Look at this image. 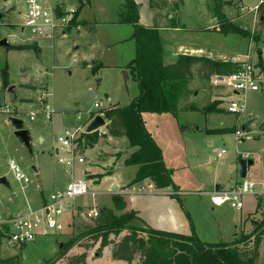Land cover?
Instances as JSON below:
<instances>
[{
	"label": "rangeland",
	"instance_id": "1",
	"mask_svg": "<svg viewBox=\"0 0 264 264\" xmlns=\"http://www.w3.org/2000/svg\"><path fill=\"white\" fill-rule=\"evenodd\" d=\"M63 2L65 3V1L61 0L52 1L54 4ZM197 6L200 7V11L197 10ZM219 6L227 18V23H223L221 26L225 27L230 22L233 23L229 18L232 15L240 16L236 18L235 24L247 30H252L251 32L248 31L251 33L249 38L239 33L223 34L205 29L199 33L189 32L185 34V32H180L174 38V41L178 43V41L186 40L188 43L196 45L197 47H204L208 53L211 51L212 56L217 58L224 56L227 59L235 57L244 60L251 54L253 62L258 64L259 61H262L264 64V25H260L264 20L261 17L264 15L258 9L260 7L264 11V0H187L182 11L185 18L184 22L188 27H196L201 24L203 26H212L217 20L220 24V19L216 14ZM26 10L27 5L25 0H0V40L7 39L8 44L11 46L25 44L15 45L23 46L24 49L5 48L0 45L1 89L8 91L12 83L16 85L17 88L15 90L18 91V98H14V94L12 96L7 95V98L9 99V103L11 102V106L23 109V113L17 116L23 120L25 128L30 130L32 136V153H30L24 144L15 136L13 126L5 123L4 117L7 116H0V175H5L10 184L8 187L0 183V211L15 215L29 212L28 206L30 199L39 192L34 167H41L44 171L46 170L49 175L47 179H50V181H54V177L64 171L65 166L59 163L58 156L54 154L55 148L59 146L57 138L65 127L74 130L81 125L82 121H76L79 112L93 108V103L96 101H101L104 104L118 101L120 105L125 106L141 94L137 80L130 74L128 75L124 71L122 72L119 68H101L100 65L96 67L97 71H93L91 67L85 66L84 61L92 58L98 59L96 60L97 64H99L100 59L104 62H113L115 64L120 62L126 56L121 55L124 52L122 46L111 45L110 49L104 51L95 45L88 44L86 47H81V49H75L73 40L78 37L68 33L67 35L70 38L65 40L64 44H56L52 49L47 47V49H43L42 56L38 57L37 41L27 31L22 32V24ZM226 10L228 13L230 12L229 15L225 13ZM117 26H103L102 30H98L97 34L104 41L110 42L111 39L108 36L112 34L111 31H114ZM262 26L261 38L256 39L253 36V32L255 29H261ZM26 44L33 45L32 49L27 48L29 45ZM123 46L127 48L129 45L125 43ZM260 48L263 52L261 59L258 57ZM91 55L93 57H90ZM237 62L233 61L231 63L236 65ZM90 64L94 66L92 62ZM7 66L11 82L8 80L5 83L2 77V70ZM24 68L28 69V74H24ZM262 72L264 77V67L262 68ZM31 76L47 80L49 86L41 87L45 83L32 81L35 85V87H30L32 90L21 88L19 84L26 83ZM195 85L193 90L200 91V96L197 99L200 106L204 105L203 100H205V105L212 108L205 110L208 115H210L211 110L219 108L223 103V101L217 98H211L213 94L225 96V106H228L232 100L245 101L246 112L240 113L244 114V120H247V118L253 120V131L255 135L259 136L253 140L246 139L238 141L236 134L222 136L207 134L205 131L202 132L199 130V127L204 128L206 126L205 118L202 117L200 119L197 113L190 110L184 112L179 111L176 117L170 115L167 117L168 119L162 122L156 121L155 119L148 121L149 129L153 131L154 135L163 144L165 158H168L170 169L177 170L175 179L187 190L193 187L195 188L198 185H201L200 189L202 190L211 189L212 187L209 184H212L217 179L215 175L217 171H220V178L217 184H222L226 181L223 180L226 173L231 172L235 166L238 169L239 159L244 158L252 160L253 162L255 161L251 172L244 179L255 183L258 193V190L262 189L261 183L264 184L262 182L264 181V134L261 131V127H264V83L262 84L263 89L245 94L242 93L238 96H235L225 84L216 85L213 79L203 83H196ZM40 88L48 89L51 92L48 97V102L54 110H66L67 115L63 119V124L56 125L51 120H47L42 113L38 114L35 120L30 121L29 114L31 111H35L38 106L37 98L41 95ZM91 92L96 95L95 98H89ZM192 96L188 98L189 101L193 99ZM22 97L34 99L22 100L28 102L26 104L21 102L20 99ZM31 101L32 103L30 104ZM182 104L184 105L185 102ZM226 111L225 109H221L217 114L221 112L227 113ZM213 112H216V110ZM247 112L250 114H247ZM15 113L16 111L14 109V112L10 113L9 116ZM197 120L198 124H196ZM217 124H219V121H217ZM209 126H216L215 122H210ZM208 141H212L211 145L208 144ZM95 143L87 140L84 149L80 153L86 156L87 160H94V163L92 162L93 165L101 166L102 163L100 162L108 161V158L117 156L105 152L96 154V150L94 149ZM7 145L8 148H6ZM17 145L19 151L16 150ZM133 147H137V150L139 149V145ZM222 149H225L227 153L222 159H218V153ZM18 152L25 157L24 160L19 159ZM10 154L16 157L22 171L31 179L24 186L17 181L15 175H13L9 168L8 156ZM134 155H132V161L135 160ZM179 161L182 163H179ZM184 166L186 168L183 169ZM108 168L109 166L104 170ZM186 170H190V175ZM119 171L126 183H130L133 178L135 179L136 172L134 167L120 168ZM85 173L89 177L88 179L95 177V175H90L87 169H85ZM99 177L101 176L99 175ZM241 180L243 179L240 178L239 182ZM43 181L44 191L50 195L53 187L52 185H48L49 181L46 182L45 178ZM192 185L195 186L192 187ZM104 188L103 186L100 189L91 187V192H96L97 198H92L91 196L89 198L86 196L76 201L77 208L72 211L68 219L72 225L71 228L65 229L62 232L53 233L52 236L45 238L44 241H40L39 244L34 245L29 243L31 245H18L17 249H15L7 243L6 239L0 238V260L15 258L20 261V264H45L68 244L72 235L79 233L86 224H92L88 217L90 216L88 207L91 204L94 203L102 208L103 205H108L111 202L112 198L108 199V195L103 194L104 196H100L102 191H106ZM196 189H199V187ZM12 194H15L16 198H12ZM208 199V195L205 196L204 193L200 195L189 194L185 196L184 203L187 209L191 211L190 207L192 208V205H196V208L202 205L206 206V204L209 205ZM246 199L248 208L253 207L256 210L257 204L259 205V210L263 213L258 212L253 217V220H261L264 216V194L258 196L247 194L244 196L243 201H246ZM100 207L99 210H101ZM124 212L125 210H120L117 211V214L120 215ZM204 219L206 221L214 220L216 217L211 212H208L205 214ZM198 225L201 227L200 224ZM61 244H63V247L60 249ZM77 251H81V249L75 247L70 253L73 254ZM91 251H96V248ZM15 252L17 255H15ZM91 256L93 257L92 253ZM257 260L259 263L264 264V241L259 249ZM90 262L114 264L113 258L110 256L109 248L106 249L103 257L97 259L90 258ZM61 264L65 263L61 261Z\"/></svg>",
	"mask_w": 264,
	"mask_h": 264
},
{
	"label": "crops",
	"instance_id": "2",
	"mask_svg": "<svg viewBox=\"0 0 264 264\" xmlns=\"http://www.w3.org/2000/svg\"><path fill=\"white\" fill-rule=\"evenodd\" d=\"M61 1H65V3L64 2L60 3L65 7L68 5L77 7L78 9L77 18H78V23L80 24L81 28L80 30L68 29L64 35H62L61 33H58V34H55V36H46V37H40L38 39H35L37 41L36 44H38V49H37L39 53L38 57L42 56L43 49H47V47L52 49L56 46V44L58 45L64 44L65 40L70 38L68 37L67 34L71 33L75 35V37H78L73 40V45L75 49H81V47H86V45L88 44L95 45L104 51H107L108 49H110L111 45L122 46V49H124L123 50L124 52L121 55H126V56L120 62L116 64L113 62L112 63L104 62L100 58H99L100 62L99 64H97L96 60L98 59L92 58L90 60L84 61L85 66L91 67L93 71H97L96 67L97 66L99 67L100 65H101V68H110V69L119 68L120 70H122V72L124 70L128 71L127 74L128 75L130 74L132 76L131 71L129 68H127V66L133 61V59L137 55V42L133 36L134 24L132 22L133 11L135 12L137 11V16H139V23L141 25H143L146 28H150V27L159 28L160 33L162 34L163 42H164L165 51H164L163 60H164L165 65L175 63L178 60L179 56L181 55H191V56H196V57L204 56V57L213 59L215 61L222 60L225 62H233V60L235 59L241 60L235 57L231 59H227L224 56H219L217 58L215 56H212L211 51L208 53L207 49H205L204 47L202 48L197 47L196 45L188 43V41L186 40L178 41V43L174 41V38L180 32L181 33L185 32V34L189 32L199 33L201 30L203 31L205 29L215 31L214 30L215 27L218 28L219 26V23L217 20L214 22V25L212 26H209V25L203 26V24H201L196 27H188L187 24L184 22L185 18L182 13L187 0H183L182 4H180L179 6L176 5L175 0H130L133 6H130L127 0H61ZM151 1H154L155 6L151 4ZM199 6H197L198 11H200ZM225 13H227L228 15L230 14V12L228 13L227 10ZM238 17L240 16L232 15V17H229L232 20L233 25L235 26H238L235 24V20ZM261 18L264 19L263 16ZM115 25H118V26L114 29V31H111L112 34L114 35L110 34V36H108V38L111 39L110 42L104 41L103 38H100V36L97 34L98 30H102L103 26H115ZM262 28L263 26L261 27L260 30H262ZM242 29L249 31V32L252 31V30H247L245 28H242ZM22 32H24L23 29H22ZM216 32L222 33L220 31L219 32L216 31ZM223 34H226V33H223ZM227 34H230V33H227ZM125 43L129 45L127 48L123 46ZM29 44H26V45H29ZM15 45H25V44H15ZM29 49H32V48H29ZM262 55H263V52L261 51V48H260V50L258 51V57L261 59ZM90 57H93V56L91 55ZM91 62L94 64V66H91L90 64ZM258 64L262 68L264 67V64L262 61H259ZM7 69H8V66H7ZM197 70H198V66H195L193 68L194 77L188 81V84H189L188 89L190 90V93L186 95L185 97L181 98L180 100L181 101L180 106H179V108L181 109L180 112L190 110L194 113H197L200 119L204 117L206 126H204V128L199 127V130H201L202 132L205 131L207 134H211V135L215 134V135H221V136L228 135V134H235L237 129L242 128L244 131L250 134L251 136V138H249L250 140L258 138L259 135H255L253 131V126H254L253 120L248 119V118L247 120H244V117H243L244 112L238 115H235V114H232L226 111L225 107L227 106H225V100H224L225 96H222V95L219 96L217 94H213L211 98L213 99L217 98L223 101V103L221 104L219 108H215L213 110V111L216 110V112L212 111L210 112V115H208L205 112L207 108V106L205 105V100H203L204 105L200 106V104L197 101V99L199 98L198 96H200V91L193 90V89L196 86L195 85L196 83L198 84V83L206 82L208 80L213 79L214 76L211 77L210 79L202 80L198 77ZM23 71H24V74L29 73L27 68H24ZM8 80L10 81V74H9ZM27 81L26 83L19 84V86L21 88L30 90L31 89L30 87H35L32 81H38L39 83H45V85L43 84L41 87L49 86V83L47 82V80L42 79V78H34L33 76H31L30 79ZM16 88H17L16 85L12 83V85L9 86L8 91H3L4 95L2 96L4 99H6L8 103H9V99L7 98L8 97L7 95L12 96L14 94V98L16 99L18 98L17 96L18 91L15 90ZM233 94L235 96L240 95L239 93L238 94L233 93ZM190 96L193 97V99L190 100L191 102L188 99ZM95 97H96L95 94H94V97L89 96V98H95ZM24 99L33 100L34 98L22 97L20 99L22 103L28 104V102L22 101ZM183 102H185L184 105L182 104ZM31 103L32 101L30 102V104ZM108 103L112 105V108L127 107L128 105H130L128 104V105L122 106L120 105L118 101L115 103H112V102H108ZM93 104H95V102ZM102 104L105 105L106 103L105 104L102 103ZM13 109H15L16 111V113L14 114V116L16 115V117H18L17 115L23 113V109L21 108L13 107ZM221 109L222 110L225 109L227 113H222L223 112L222 111L221 113L217 114V112H219V110ZM58 110L59 111H57V109L55 110L53 117L49 120H51V122H54L56 125L57 124L61 125L64 123L63 119L66 117L67 113H66V110H63V109H58ZM89 110L95 111V107ZM178 112L176 113H172V112H169V113L144 112L142 113V119L144 120L146 132L149 136H151L152 140L156 144L157 148L159 149V152L161 153V161L163 162L165 168L169 170L170 172V177L172 179V184L170 186L165 187L163 189L155 188L151 178H145V179L136 181V178L139 172L138 170L142 166H144V164L141 161L132 162V155L135 154L137 147H133L134 145L131 144L129 137L127 136L115 137L108 133V135H105L101 139H98V141L94 145V149L96 150V154H101V152H105L107 154H115L117 156H114V158L113 156L112 158L111 157L108 158V161L100 162L102 163L101 166L93 165L94 160L86 159V162L83 165L78 164L75 167L74 171H72V173H69L68 169L64 168V171L60 172L61 174L56 175L54 177V181L52 180L50 181V179H47L49 175L47 174L46 170L44 171L41 167L40 168L34 167V172L36 174V178L38 182L37 188L39 192L35 196H33V198L30 199L28 209L29 208L34 209L35 207H38L39 205H41V203L49 199L50 195L45 193L44 187H43L44 178L46 182L49 181L48 185H52L53 187L52 192L65 190L67 188V185L73 180L86 178L87 180H89L90 183L93 184V187L95 189H100L102 188V186L105 187L104 189L106 191H102V194L100 193L101 197L104 196L103 194L108 195L107 197L108 199L112 198L114 195H119V196L122 195L126 202L125 212L135 211L137 216L140 217L145 223H147L153 229L170 232V233L174 232V233L183 234L186 236L195 234L198 237V239H200L201 241L205 243L207 242L208 243L227 242V243H232V244L234 243L239 244L240 241H243L245 239V236L253 233V231L255 230L256 224H258V222L262 220V219L258 221L253 220V217L256 214H258V212H261V213L263 212L259 210L260 208L258 204H257L256 210H254L253 207L248 208L247 199L246 201H244L245 205L241 210L235 209L231 207L230 205H223L222 207H216L213 204H211V199H210L211 193L217 190V187L220 190L223 187L229 188V187H232V185L239 183L240 177L238 175L239 173H238V169L236 166L233 167V170H231V172H227L226 176L223 177V180H226L225 181L226 183L223 182L222 184H217L220 178V171H217V173L215 174L217 176V179H215L212 182V184H209L210 187H212L213 189L209 188V189L202 190L200 189L201 185H198L195 188L193 187L195 185H192L193 188L187 190L184 187H182L181 184L177 182V180L175 179V173L177 170L170 169L168 158L167 159L165 158L164 149L162 147L163 144L161 143V141H159L158 137L154 135L153 131L149 129L148 121L155 119L156 121L162 122L163 120L168 119L167 117H169L170 115L176 117ZM247 114H250V113L247 112ZM0 116H7V115L0 113ZM4 118H5L4 119L5 123L11 124V126H13L12 123H10L9 121L10 117L7 116ZM217 121H219V124H217ZM210 122H215L216 126H209ZM108 124H109V120H108ZM108 124H107V128H108ZM196 124H198V120ZM66 128L68 127H65L64 130ZM263 128L264 127H261V131L264 134ZM13 129L15 130L14 127ZM243 140H246V139H243ZM211 143L212 141H208L209 145H211ZM6 148H8V145ZM6 148H5V151H6ZM18 149L19 148L17 145L16 150L19 151ZM56 149L57 148H55V152H54L55 156L57 153ZM18 156L20 160H24L25 158L22 156L21 153H19ZM8 159H9V163L10 161H14L18 163L16 157H14L11 154L8 156ZM179 163H182V162L179 161ZM254 165H255V161L253 162V165L248 167L249 168L248 175L251 172V169ZM108 166L109 168L107 170H104ZM129 166L135 168V172H136L135 179L133 178L130 181V183H126V181L122 178V175L119 169L120 168L123 169ZM184 168L186 167L184 166L183 169ZM85 169L89 171L90 175H95V177L88 179L89 177H87V174L85 173ZM208 169L212 170L211 168H208ZM186 171L190 175V170H186ZM99 175L101 177H99ZM262 182L264 183V181ZM113 185L116 186V189H117L116 191H113L112 189ZM261 185H262V189L258 190V193L256 189V194H250V195L258 196V195L264 194V184L261 183ZM149 187L154 188V189H149ZM197 187H199V189H196ZM203 193L205 196L208 195L209 205L207 204L206 206L202 205L201 207H198V208H196V205H192V208L189 206L191 209V211H189L184 203L185 196L189 194L200 195ZM11 196L12 198H16L15 194H12ZM103 206L114 208L112 200L108 205H103ZM97 207H100V206H97ZM102 208L100 207V209ZM208 212H211L212 215H215L216 219L206 221L204 219V216ZM71 214L72 213H68L63 217V223L64 225H66L65 229H69L72 226L68 220ZM198 224H200L201 227H199ZM47 237H38L31 244H34V245L39 244L40 241H44V239ZM9 245L12 246L11 244ZM12 247L17 249L18 245L12 246ZM108 248L109 247L104 248L102 252L103 255L100 256L99 254L98 257L94 256L96 251H89L88 256H87L88 264H100V263H91L90 258L97 259V258L103 257L106 249ZM81 252L82 250L77 251L76 253H81ZM91 253L93 257L91 256ZM15 255H17L16 252H15ZM110 256H111V252H110ZM113 262L114 264H126V262L122 260L116 261L113 259ZM256 264H262V263H259L258 260L256 259Z\"/></svg>",
	"mask_w": 264,
	"mask_h": 264
},
{
	"label": "trees",
	"instance_id": "3",
	"mask_svg": "<svg viewBox=\"0 0 264 264\" xmlns=\"http://www.w3.org/2000/svg\"><path fill=\"white\" fill-rule=\"evenodd\" d=\"M127 1L133 6L130 0ZM175 2L179 6L183 0ZM151 4L155 6L154 1ZM258 9L264 15L263 9ZM216 12L220 24L218 28L215 27V31L250 36L251 33L231 22L222 27L223 23H227L226 15L220 6ZM132 16L137 55L127 68L137 80L141 94L127 107L107 110L105 116L109 120L110 135L127 136L132 145H139L132 162L141 161L144 166L138 170L136 181L151 178L155 188L163 189L172 184V179L169 170L161 161L159 149L146 132L142 113L180 111V99L190 93L187 82L194 77L195 66H198V77L203 80L230 74L238 65L191 55H181L175 63L165 65L164 42L159 28H146L141 25L137 11H133ZM260 25H264V20ZM261 33L262 30L255 29L253 36L259 39ZM32 47L33 45H29L27 48ZM12 48L24 49L23 46L15 45ZM2 77L6 83L9 78L7 67L2 70ZM208 109L212 108L207 107L206 110ZM86 136L92 142L98 141L91 134ZM112 203L114 208L103 206L96 218L88 216L92 224H86L79 233L72 235L68 244L45 264H61V261L65 264H88L89 251L96 248V252L101 254L106 247L110 248L111 258L125 261L126 264H256L257 253L264 239V217L256 224L253 233L245 236L239 244L205 243L195 234L186 236L153 229L135 211L118 215L117 211L126 208L122 195H114ZM75 247L82 252L71 254L70 251ZM18 263L20 264L19 260L10 258L1 260L0 264Z\"/></svg>",
	"mask_w": 264,
	"mask_h": 264
},
{
	"label": "built area",
	"instance_id": "4",
	"mask_svg": "<svg viewBox=\"0 0 264 264\" xmlns=\"http://www.w3.org/2000/svg\"><path fill=\"white\" fill-rule=\"evenodd\" d=\"M54 0H25L27 5L26 13L24 14V22L22 29L27 31L38 39L40 37L55 36L61 33L62 35L68 29L80 30L81 26L78 23L77 12L75 6H63L60 3H52ZM237 62V69L227 75L214 76L213 80L216 85L225 84L232 93H247L259 91L264 83L262 68L256 62L252 61L251 54L244 60H233ZM2 81L0 78V113L7 114L14 112L13 106L3 98L1 89ZM51 92L48 89H42L41 95L37 99V108L31 111L29 119L35 120L38 114H43L49 120L53 117L55 110L47 102ZM95 111L85 110L77 114V121L81 122L76 129L66 128L58 136V144L56 156L59 163L68 169L69 173L74 171L75 167L83 165L86 162V157L80 154L85 147L87 140L86 135H93L101 139L108 135V120L105 112L112 108L110 103L103 105L101 102H95ZM227 111L232 114H238L246 110L245 101H231L226 107ZM102 116L106 120V124L99 128L88 132L87 128L93 122L96 116ZM238 141L251 138L248 132L239 128L235 132ZM227 152L222 149L218 153L217 158L221 159ZM9 168L17 181L23 186L31 181L30 177L25 174L19 164L10 161ZM93 184L89 180L78 179L73 180L67 185L65 190L52 192L45 202L41 203L34 209L29 208V212L25 214H10L0 211V236L7 240L12 246L24 245L33 243L38 237L51 236L53 233L62 232L66 225L63 223V217L72 213L77 208L76 201L82 198L96 197V192H91L90 188ZM257 185L245 179L232 187H223L220 190H215L211 193V204L216 207L230 205L231 207L241 210L245 203L243 198L247 194H256ZM149 189H154L149 187ZM90 216L96 218L100 212L96 204H91L88 207Z\"/></svg>",
	"mask_w": 264,
	"mask_h": 264
},
{
	"label": "water",
	"instance_id": "5",
	"mask_svg": "<svg viewBox=\"0 0 264 264\" xmlns=\"http://www.w3.org/2000/svg\"><path fill=\"white\" fill-rule=\"evenodd\" d=\"M7 1V0H4ZM0 45L5 47V48H11V45L8 44L7 39H2L0 40ZM124 72L127 74V71L124 70ZM90 97H94V93H90ZM10 123H12L13 127L15 128L14 130V134L15 136L18 138V140H20L22 142V144H24V146L29 150L30 153H32V136H31V132L29 129L25 128L24 122L21 118L19 117H10L9 119ZM106 124V120H104V118L100 115V116H96L93 120V122H91V124L88 126L87 131L91 132L97 128H99L102 125ZM251 165H253V161L252 160H247L244 158H240L239 159V163H238V173H239V177L240 178H246L248 175V167H250ZM0 183L5 185V186H10L7 177L0 175ZM113 191H116V186L113 185L112 186ZM217 190H219V188L217 187ZM63 247V244H61L60 249ZM95 256H99V253L96 252Z\"/></svg>",
	"mask_w": 264,
	"mask_h": 264
}]
</instances>
